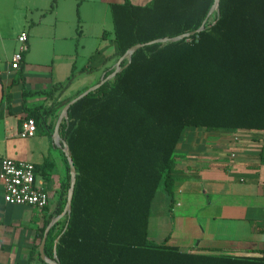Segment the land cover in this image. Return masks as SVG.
Listing matches in <instances>:
<instances>
[{"label": "trees", "instance_id": "trees-1", "mask_svg": "<svg viewBox=\"0 0 264 264\" xmlns=\"http://www.w3.org/2000/svg\"><path fill=\"white\" fill-rule=\"evenodd\" d=\"M213 4H110L118 57L137 44L194 32L203 22L204 30L138 49L113 79L70 106L60 133L76 183L70 215L47 235V258L53 259L58 239L59 264H264V257L185 253L148 237L159 191L172 197L174 153L187 127L264 133V0H219L218 14L209 20ZM94 70L88 62L80 73ZM113 70L106 69L104 77ZM75 76L55 89L67 88ZM79 94L48 109H29V94L23 92L25 119L40 126L42 118ZM65 164L67 177L61 187L67 199L66 157ZM48 223L32 251L38 249Z\"/></svg>", "mask_w": 264, "mask_h": 264}, {"label": "crops", "instance_id": "crops-1", "mask_svg": "<svg viewBox=\"0 0 264 264\" xmlns=\"http://www.w3.org/2000/svg\"><path fill=\"white\" fill-rule=\"evenodd\" d=\"M65 1L69 2L56 0L50 10L53 0H41L37 14L23 19L17 35L4 34L0 21V162L8 158L32 163L35 185L50 195L49 205L43 210L11 205L5 200L0 180V264H46L39 247L32 251L35 240L48 221L46 228L53 221V226L63 223L66 217H60L66 205L61 185L67 177L61 124L60 142L52 138L64 106L41 119L35 136L21 138L19 133L26 117L23 92L29 94V109L57 106L99 83L105 70L114 68L120 58L115 55L117 46L112 31L107 40L105 25L95 22V18L100 11L110 13V4L123 0H93L97 6L92 15L82 3L77 5V0ZM130 1L145 5L151 0ZM91 17L98 32L94 35L101 34L102 40L109 43L100 42L92 55L84 56L76 43L77 30L84 35L80 22ZM23 31L28 35V50L18 69L14 56ZM88 62L94 72L80 73ZM72 73L76 76L67 88L55 89L58 84H65ZM171 177L172 203L169 201L166 214L164 192L157 198L163 209L161 214L169 217L157 220L158 214L152 213L148 227L151 241L166 242L185 253L264 257L263 132L187 127L175 149Z\"/></svg>", "mask_w": 264, "mask_h": 264}, {"label": "rangeland", "instance_id": "rangeland-1", "mask_svg": "<svg viewBox=\"0 0 264 264\" xmlns=\"http://www.w3.org/2000/svg\"><path fill=\"white\" fill-rule=\"evenodd\" d=\"M41 0H0V21H1V29L6 35H17L22 27H23V19L27 17V19H30V17L33 14H37L36 7H41ZM64 4L65 0H61ZM77 5L82 3L85 10H88L89 13H92V9L96 8V4L93 2V0L84 1L77 0ZM96 5V6H95ZM66 8V5H63ZM92 15V14H91ZM214 13L209 17V20H213ZM99 21L101 24L105 25L103 28L106 33V39L108 40V34L112 31V21H111V15L106 10L100 11L98 18H95V22ZM93 17L85 20V22H80V30L81 25L83 27V34H78L79 29L77 30V38L76 43L79 46L81 50H83L84 56H90L92 55L97 49L100 42L103 41V45L106 42V40H102L101 34L100 36H95L94 33L97 32V27L95 24ZM85 23V24H84ZM108 45V41L106 42ZM80 65V64H79ZM89 84H87L88 86ZM85 86V88L87 87ZM162 191H159L157 198L161 196ZM163 194V193H162ZM164 200V208L165 214L168 212V205L170 198L167 197L165 194ZM159 199H156V202L153 207V213L158 214L155 215L157 217V220H168L167 216L165 214H161L163 212V209L159 207L158 203ZM160 202V201H159Z\"/></svg>", "mask_w": 264, "mask_h": 264}, {"label": "built area", "instance_id": "built-area-1", "mask_svg": "<svg viewBox=\"0 0 264 264\" xmlns=\"http://www.w3.org/2000/svg\"><path fill=\"white\" fill-rule=\"evenodd\" d=\"M27 33L18 36L19 49L14 56L15 67L18 68L22 55L28 50ZM37 126L32 118L25 119L21 125L19 136L31 138L35 136ZM0 180L4 187V197L8 204L29 206L39 210L49 205L50 195L35 185V166L25 161L4 158L0 162Z\"/></svg>", "mask_w": 264, "mask_h": 264}, {"label": "water", "instance_id": "water-1", "mask_svg": "<svg viewBox=\"0 0 264 264\" xmlns=\"http://www.w3.org/2000/svg\"><path fill=\"white\" fill-rule=\"evenodd\" d=\"M218 3H219V0H214V4L211 7L207 17H210L213 13H217L218 14ZM204 25H205V22H203V24L196 31L191 32V33H187V34H182V35L177 36V37L172 38V39H168V38L158 39V40H154V41L148 42L146 44H137V45L129 48L127 50V52L122 57L119 58V60L115 64L114 70H113V72L111 74H109L106 77L103 76L101 78V80L99 81V83H97L96 85L88 88L86 91H84L83 93L79 94L77 97H75L74 99L69 101L64 106V108L62 109V112H61V114L59 116V119H58L56 128L54 130V133H53V137H52L53 140L55 142H58V143L60 142L59 126H60L62 120L67 118V113H68V110H69L70 106L73 105L75 102H77L79 99H81L84 96L88 95L89 93L96 91L105 82L113 79L118 73H120L130 63L132 55L138 49L143 48L146 45H153V44H159V43L160 44H167L169 42L182 40V39H184L186 37H189V36H191V35H193L195 33H199L201 31H203L204 30ZM124 60H127V63L122 67L121 64H122V62ZM2 99H3V85H2L1 80H0V104L2 102ZM62 145H63V148H64L65 156H66L68 167H69L70 186H69V189H68V192H67L66 205H65L63 213L60 215V217H63V216H67L68 217L70 215V213H71V202H72V197H73L74 186H75V183H76V175H77V173H76L72 158H71V156L69 154L68 147H67V145H66V143L64 141H63ZM53 225H54V221L51 222L47 226V228L44 231L43 238H42L40 246H39L40 257L46 264H59L58 259H57V255H56V251H55V247H56V243L58 242V239L55 241V244H54L53 259L52 260L48 259L45 256V254H44V247H45L47 235H48V233H49V231H50V229H51V227Z\"/></svg>", "mask_w": 264, "mask_h": 264}]
</instances>
